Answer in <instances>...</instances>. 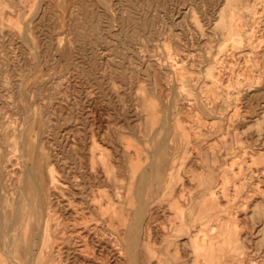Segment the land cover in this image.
I'll return each mask as SVG.
<instances>
[{"label":"rangeland","instance_id":"obj_1","mask_svg":"<svg viewBox=\"0 0 264 264\" xmlns=\"http://www.w3.org/2000/svg\"><path fill=\"white\" fill-rule=\"evenodd\" d=\"M3 203L0 264H264V0H0Z\"/></svg>","mask_w":264,"mask_h":264},{"label":"bare ground","instance_id":"obj_2","mask_svg":"<svg viewBox=\"0 0 264 264\" xmlns=\"http://www.w3.org/2000/svg\"><path fill=\"white\" fill-rule=\"evenodd\" d=\"M28 172H30L29 170H28ZM26 175V174H25ZM28 175L30 176L28 179V181H27V183L25 182V180H22V183H21V185H22V190H20V193H19V195H18V198H17V200H16V205H15V207H14V212H15V216L17 215V213L18 212H22V216L20 215V217L21 218H19V221H23V219L24 218H27V213H28V210H30V209H32L33 207H34V219H37V216H38V214H39V212L41 211V204L42 203H44L45 202V199H44V196L42 195V191H41V189H40V186H39V184L37 183V181H36V179H34L33 177H32V175H30V173H28ZM27 175V176H28ZM33 176H34V173H33ZM25 178V177H24ZM27 178H26V180H27ZM26 186H27V188H29L31 191H32V193H33V196H34V198H33V200H32V202L29 200V198H27L26 199V196L24 195L25 193H23V190H25V189H27L26 188ZM21 189V188H20ZM29 191V190H28ZM28 196V195H27ZM140 200H142V199H140ZM140 203H142V202H140ZM33 205V206H32ZM144 205V204H143ZM144 207V206H143ZM140 208H141V210H142V207H140L139 206V208L136 210V218L134 219V225L132 226V228H130V229H128V232H129V234L131 233V235L133 236V234L135 233V232H137L136 230L138 229V228H140L138 225V216H140L139 215V211H140ZM5 209H6V207H5V205H4V203H3V205H2V207L0 208V210H1V212H2V215H3V217H4V212H5ZM138 214V215H137ZM41 215V214H40ZM19 217V216H18ZM5 218V217H4ZM33 219V220H34ZM39 219V218H38ZM16 223H18V220L16 219ZM1 222V221H0ZM6 222V221H5ZM21 222H20V224L18 223V225L20 226L21 225ZM6 225V224H5ZM4 227V226H3ZM13 227V226H12ZM7 227H5V229H6ZM10 229H11V226L9 227ZM4 231V230H3ZM11 231V230H10ZM8 232V231H7ZM12 232V231H11ZM2 234V233H1ZM5 234V233H4ZM6 236V235H5ZM132 239H133V237H132ZM16 240H18L17 239V232L15 233V234H13L12 235V239H11V243L13 244L12 245V249L10 250H8V252L9 253H13V252H15V241ZM131 240V239H130ZM134 240V239H133ZM21 241V240H20ZM136 241H138V240H136ZM9 241H7V243H8ZM137 243V242H136ZM3 244V243H2ZM5 245V244H4ZM9 245V244H8ZM136 246V245H135ZM8 247V246H7ZM15 255V254H14ZM14 257V256H13ZM133 257V256H132ZM135 257V256H134ZM133 264H136V262H133Z\"/></svg>","mask_w":264,"mask_h":264}]
</instances>
